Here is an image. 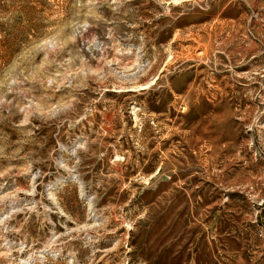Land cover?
Wrapping results in <instances>:
<instances>
[{
	"label": "rangeland",
	"instance_id": "rangeland-1",
	"mask_svg": "<svg viewBox=\"0 0 264 264\" xmlns=\"http://www.w3.org/2000/svg\"><path fill=\"white\" fill-rule=\"evenodd\" d=\"M0 264H264V0H0Z\"/></svg>",
	"mask_w": 264,
	"mask_h": 264
}]
</instances>
